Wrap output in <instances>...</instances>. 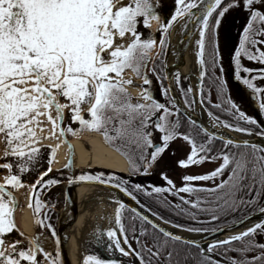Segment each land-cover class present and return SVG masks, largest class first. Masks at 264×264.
Returning <instances> with one entry per match:
<instances>
[{
  "label": "snow or ice",
  "instance_id": "obj_1",
  "mask_svg": "<svg viewBox=\"0 0 264 264\" xmlns=\"http://www.w3.org/2000/svg\"><path fill=\"white\" fill-rule=\"evenodd\" d=\"M174 4L175 11L167 18L162 16V0H0V138L5 143L4 157H16L19 171H27L28 165L34 163L39 155L41 140L48 138L38 136L36 129L43 131V125L51 123L49 137L56 136L57 131L60 137L66 132L77 135L84 129L102 133L104 140L115 145L117 150L126 149L123 154L129 159L131 172L138 174L142 169L147 174L163 159L170 143L182 138L191 145V149L185 159L177 161L179 166L187 168L206 161L222 162L206 174L183 175L179 188L164 168L161 174L167 187H152L151 191L141 184L130 188L123 178L113 174L105 177L103 173L91 175L82 172L74 178L68 177L67 184L96 182L112 185L138 204L140 201L136 193H141L153 198L162 207L171 208L200 224L209 222L201 221V214H210V221H219L222 216L242 213L253 207L264 213V206H259L264 198V145L217 136L204 127H199L196 135H203L205 139L197 143L191 132L196 121L191 117H188L190 130L187 133L180 131V110L176 107L175 97L168 98L166 105L155 100L145 89L142 99L150 103L133 104L131 95L123 87L132 81L122 78L124 70L131 68L137 76H142L145 85L150 84L147 72L155 71V62L168 45V34L174 23L184 20L182 27L186 28L189 22L195 21L199 33L195 54L199 65L200 95L197 101L190 96L191 87L181 88L184 103L191 108L197 102L204 104L207 101L212 108L234 121L229 123L205 109L213 127L249 136L255 134L264 139V127L231 100L225 80L218 75V71H222V54L218 46L222 20L230 10H246L248 19L232 56L234 76L237 81L242 79L243 84L252 90L258 98L260 111L264 112V89L253 83L256 76L242 78V71L252 73L253 69L242 67L240 61L243 54L248 60L264 65V50L260 47L264 45V0H174ZM197 8L199 12L192 11ZM141 26L148 30L149 35L145 36L140 31ZM152 32L163 34L159 38V48ZM142 68L145 69L143 73ZM257 76L264 79V68L259 69ZM179 81L177 74L178 84ZM213 90L216 103L211 99ZM170 91V87L163 89L165 96ZM60 97L68 103H60ZM85 107L89 119L82 115ZM65 109L70 111L71 121H78L81 129L61 127ZM161 111L162 114L153 121L152 117ZM174 115L176 118L171 119ZM116 124L119 126H114ZM110 125L113 127L110 128ZM154 130L162 135L155 137ZM217 139L222 141L219 148L215 146ZM117 141L119 144H116ZM58 147L52 148L53 156ZM52 162L50 157L49 164ZM65 167L71 168V159ZM0 168L8 169L10 173L5 177V184H0V234H4L15 227L13 207L9 206V201L15 205V199L11 192H5V185L13 188L23 185L19 175L11 174L12 163H4ZM50 171L51 167L30 185L33 194L29 207L33 208L36 224L51 230L57 252L55 256L48 252L44 255L50 264H58L60 239L53 226L50 223L45 225L39 218L45 205L36 191L37 185L43 188L61 182L57 179L45 180ZM194 181H212L213 186L194 187ZM163 193L178 196L180 203L172 204L166 196H162ZM180 193L187 194V197ZM116 203L118 207L114 220L102 217L109 220L108 228L97 227L92 234L98 246L107 240L106 248L110 253L118 251L124 257L134 255L139 264H188L189 260L196 261V264H264V242L255 240L257 234L264 235V220L226 239L208 243L205 250L200 241L173 234L135 208L128 209L118 200ZM124 210L130 215L125 217ZM152 214L163 219L156 212ZM43 215L44 219H48L47 213ZM124 220H127V226ZM137 220L140 222L139 230ZM164 222L170 223L168 220ZM145 225L150 226L152 231ZM173 227L192 233L223 231L180 224H173ZM129 231L131 239L139 246L137 249H133L129 242ZM149 236L152 238L151 246L141 239ZM17 243L0 250V264H21L22 260L35 264V250L42 249L39 238L32 240L34 248L29 250L16 252ZM181 244L184 247H180ZM122 245H126L128 250ZM191 247L199 249L197 255H192L189 251ZM2 248L3 242L0 241ZM214 252L221 259H215L211 255ZM230 252L237 255L229 256ZM250 253L254 254L250 256ZM83 264L123 262L105 260L93 254L84 256Z\"/></svg>",
  "mask_w": 264,
  "mask_h": 264
},
{
  "label": "bare ground",
  "instance_id": "obj_2",
  "mask_svg": "<svg viewBox=\"0 0 264 264\" xmlns=\"http://www.w3.org/2000/svg\"><path fill=\"white\" fill-rule=\"evenodd\" d=\"M127 0H125L126 2ZM184 20H178L175 23L173 30L171 31L170 38V52L169 57L166 62V66L169 68L173 59L174 50L177 47V40L180 36V31L182 30V25H184ZM188 38L184 43V47L180 52V59L177 63V67L174 69V79H176L177 74H179L180 80L189 85L192 89V94L195 96L196 100L199 101L198 95V76H199V65L197 62L196 52L198 51V46L196 45V40L199 38V33L196 29V22L193 23ZM134 75L131 72L124 74L122 78L127 80H134ZM139 82L140 80H134ZM180 83V82H179ZM185 84V85H186ZM126 88L134 95L139 94V88L132 85H126ZM180 88V87H179ZM179 93V91L176 89ZM180 94V93H179ZM179 104L186 108V105L179 100ZM206 108L201 105V103H195L194 110L191 113L203 123L209 125L213 130L219 131L222 134L228 135L232 139L244 140L249 135L231 131L223 127H213L212 121L210 120ZM86 110V107H85ZM44 119V118H41ZM51 123H45L43 125V131L40 128L36 129L37 135L42 137H48L42 139L38 147L40 146H53L59 145L55 152L54 160L52 162L51 168L54 171L65 169L72 170L75 168H103L106 170L117 171L121 173L128 172V161L119 151L112 147L109 143L104 140L101 133L91 132V131H79L77 135H72L70 139L64 135L59 136L57 131L56 136L49 137V131L51 130ZM5 145L0 138V154L4 151ZM71 149V150H70ZM71 159V168H66L65 165L69 163ZM2 181L0 180V184ZM68 186L67 190L69 191ZM32 189L28 193L25 205L20 208L15 216L16 223L18 225L19 232L23 237V242L27 245V250L33 249L34 245L30 243V238H34L36 229L34 224V214H32V208L29 207V201L31 198ZM75 193V192H74ZM77 197H75L71 202L72 205L68 214L66 216L64 223L63 233V243L68 264H82L83 252H82V241L84 238L90 236L92 237L93 232L97 227L101 229H107L109 226V220L102 217H111L114 220L115 209L118 207L116 201L124 200V196L103 189H91L85 193V188L80 187L76 190ZM158 223L165 228L167 231L173 234L180 235L181 237H187L194 235L192 232L189 233L183 229L173 227L160 219H156ZM252 226V225H251ZM249 226L241 228L231 232L221 240L227 237L238 234L240 231L246 230ZM15 242L16 250L20 241L6 242L3 244L1 250L7 249L9 246L13 245ZM42 249L35 250V256L38 253L47 252L51 248V244L48 239L42 238L40 240ZM201 246L206 250L208 245L201 244ZM128 249V248H126ZM132 264H139L137 259H133Z\"/></svg>",
  "mask_w": 264,
  "mask_h": 264
},
{
  "label": "rangeland",
  "instance_id": "obj_3",
  "mask_svg": "<svg viewBox=\"0 0 264 264\" xmlns=\"http://www.w3.org/2000/svg\"><path fill=\"white\" fill-rule=\"evenodd\" d=\"M127 2V1H126ZM162 7H163V12L164 14H166L165 17L170 18V14H173L175 11V4H174V0H162ZM239 9H234V10H230L229 14H230V18H232V20H228L227 18L222 20V24L219 28V34H218V46L220 49V52L222 54V63H221V69L223 70L224 68H226L228 62L230 61L231 56L233 55L232 51L233 48H230L231 46V41L237 38L238 35V29L234 26L233 24V19L236 18V15L238 14ZM239 17V16H238ZM140 31L145 35H149L148 30L144 29L142 26L140 27ZM151 35L157 39V48L160 47L159 45V38L161 37V35H163L160 32H152ZM245 59L244 55L242 54L240 57V61L242 62V60ZM243 63V62H242ZM142 73L145 71V69H141ZM127 72H131L134 75V80H140L139 82L134 81L133 79L131 80L132 83L128 84L125 83L126 85H132V86H136L137 88H139V94L134 96L124 85L123 87L127 90V92L131 95L132 97V103H150V101H146L144 99H142V93L145 89L148 90V92L151 94V96L158 101L164 102L167 105V101H168V97L165 96L164 92H163V87L161 86L159 80L157 79V77H155V75L153 74V72L151 70H149L147 72L148 78L151 80V83L148 85H145L143 83V79L142 77H139L134 73V71H132L130 68L125 69L124 72L122 73V77L124 76L125 73ZM221 73V71H218ZM111 75H115V74H111ZM124 79V78H123ZM127 80V79H124ZM181 81V80H180ZM179 81V82H180ZM226 81L229 83V87L232 93V98L235 101H240L241 103L243 102V95L241 93H239V89L237 88V86H234L231 81H229L228 79H226ZM174 84L176 86V89L179 91V89L181 90V88L185 87V88H189L190 86L187 85L185 82L183 83V85H181L180 83H177V77L174 81ZM186 84V85H185ZM180 87V88H179ZM229 90V88H228ZM179 96H181V98L184 101V97L181 94V91L179 92ZM235 95L237 97V100L235 99ZM191 97H194V95H192V92L190 94ZM242 99H241V98ZM60 103H68V101H66L63 97L59 98ZM214 101V99H213ZM203 105V104H202ZM187 106V105H186ZM240 106L242 107V110H246L247 105H245V103L240 104ZM168 107L171 109L172 106L168 105ZM188 107V106H187ZM195 107V104H194ZM189 108V107H188ZM190 109V108H189ZM191 110V109H190ZM194 110V108L192 109V111ZM174 111V110H173ZM82 115L84 116L85 119H89V114L87 113L86 110H84L82 112ZM158 115V112L152 117V120L154 121V119L156 118V116ZM71 113L68 109L64 110V121L61 124V127L67 129L68 127L73 128L74 130H79L81 129V126L79 124V122H72L70 119ZM175 115L171 117V119H175ZM114 126H119L118 124L114 125ZM110 128L113 127V125L109 126ZM151 129V128H150ZM153 130V129H152ZM81 131H91V132H96V131H92V130H80ZM79 132V131H78ZM100 133V132H98ZM156 136L157 138H159V136H161L162 134L159 133L158 131L155 130ZM72 133H68L66 132V135H68V137H71ZM102 134V133H101ZM110 135H114V132H110ZM254 136H256L255 134H253ZM116 144H119V141L116 142ZM5 145V143H4ZM115 146V145H114ZM45 147H50V146H40V152L39 155L36 159V161L32 164L28 165V170L24 171V172H20L19 169L16 167V165L19 163V161L17 160L16 157H10V155L8 157H4V151L1 152L0 154V165L4 164V163H12L13 164V169L11 170V174L14 175H19L20 176V180L22 183V187H17V188H13L10 185H5V192H12L13 193V197L15 199V205L13 206L11 201H9V206L13 207V220H14V224L15 227L7 233L4 234H0V241L4 243H8V242H13V241H20V244L17 247L16 252H19L21 249L23 250H27V245H25V243L23 242V237L22 235H20L21 233L19 232L18 229V225L16 223L15 220V216L17 211L22 208L25 203H26V199L28 197V193H30L31 187L30 185H32V183L34 181H37V179L39 178V176L41 175V173L45 170H47L48 167H50L49 164V160H48V156L46 155V153H44V148ZM169 150H167L164 154H163V159L160 161V163H158L153 169H151L146 175H150V177L148 178L149 181H153L155 182V184L157 186L160 187H167L166 182L163 180L162 174H161V169L164 168L167 172V175L169 178H171L174 183L176 184L177 188H179L182 185V181H181V177L183 175L186 174H206L210 171H212L214 168L218 167L219 164L222 162L221 160H216L215 162H209L206 161L204 163L201 164H197V165H192L190 167L184 168L179 166V164L177 163L178 160L180 159H185L187 154H190V149H191V145L188 144L187 142L183 141L182 138L176 139L174 141H172L170 143L169 146ZM53 148V147H51ZM115 148L117 149V147L115 146ZM126 149H121L118 150L121 154H123V152ZM150 150V149H149ZM172 154V155H171ZM124 155V154H123ZM126 156V155H125ZM127 157V156H126ZM80 169L83 168H75L72 170H65V169H61L59 171H54L51 168V171L49 173V177H47V179H53L52 176L57 175L61 176V177H76L77 174H79L81 171ZM87 170H94L96 168H84L82 171H86ZM97 170V169H96ZM98 173V172H97ZM9 170L8 169H4V168H0V180L2 181L1 184H5V177L8 176ZM142 176H144V172L141 169V171L138 173ZM45 179V178H44ZM45 179V180H47ZM62 180L66 181L68 179H63ZM147 179V176L146 178ZM61 180V181H62ZM148 181V182H149ZM218 182V180L216 181ZM150 183V182H149ZM208 185H213L212 181H194L192 182V186L194 187H198V186H208ZM39 192V199L44 203L45 207H43L41 209V216L39 217L41 220H43L44 224H51L53 226V228L55 229L56 233H57V221H58V217H59V211L61 210V208L64 205V201H65V194L64 192L58 188L57 184L50 186V187H40L38 189ZM4 199L6 201H8V197L5 196ZM51 205H54L55 207L52 208L50 207ZM43 213H47L48 219H44V215ZM35 221H36V217H35ZM35 227H36V234L34 236L35 238H39V242L42 238L44 239H48L49 243L51 244V248L48 249V253H51L53 256L56 255L57 252V247H56V243H55V238H53L51 236V230L48 229L47 227H42V226H38L35 222ZM37 235V236H36ZM122 239V238H121ZM30 243H32V241L30 240ZM33 244V243H32ZM106 244H107V240L104 241L103 245H97L96 241L94 239H92V237L88 236L86 238L83 239L82 241V252H83V257L87 256V255H98L99 257L105 259V260H109V259H118V260H122V262H124L125 264H130L132 259H130L129 257H124L122 256L118 251H113V252H109L106 248ZM125 247V249L127 248L125 245H122ZM127 250V249H126ZM215 259H221L216 255H212ZM59 260V259H58ZM82 264H83V259H82ZM21 264H29L28 261H21ZM35 264H50V261L45 257L44 253H38L35 256Z\"/></svg>",
  "mask_w": 264,
  "mask_h": 264
},
{
  "label": "trees",
  "instance_id": "obj_4",
  "mask_svg": "<svg viewBox=\"0 0 264 264\" xmlns=\"http://www.w3.org/2000/svg\"><path fill=\"white\" fill-rule=\"evenodd\" d=\"M162 16L165 17L166 14H164V12H163ZM165 50H166V48H165ZM165 50H164L163 54H161L158 57V59L156 60V62H155V71L154 72L152 71L153 74L155 75V77H157V79L159 80V82H160L161 86L163 87V89L167 88V86L165 85V82H164V77L162 76L163 75V69H164L163 61H164V58H165V56H164L165 55ZM141 73H142V71H141ZM138 77H141V76H138ZM183 83H182V81H180L181 85H183ZM205 85H207V81L206 80H205ZM183 89H187V88L183 87ZM227 95L232 100V97H231L230 93L228 92V86H227ZM167 97L169 98L168 94H167ZM211 99H212V101L214 99L213 103L218 102L217 99H216L215 90H213L211 92ZM233 102L235 103V101H233ZM204 104H206L208 110H211L215 115H220L222 120H227L229 123H233L234 122L230 116H228L226 114H222L219 111H217L216 109L212 108L211 105H209L207 103V101H205ZM238 107H239V105H238ZM240 110L243 111L241 108H240ZM243 112H245V114L248 115V113H246V111H243ZM180 119H181V124H182V127L180 128V131H181V133H187L190 130L189 129V121L186 118H184L183 116H181V114H180ZM242 126H247V125H242ZM198 130H199V128L197 126H194V127L191 128V132H192L193 138L196 139L197 143H200V142H202L205 139V137L203 135H199V136L196 135ZM221 144H222V141H219V140L215 141L216 148H219ZM44 153H46V155L48 156V160L51 157L52 161H53L54 156L52 154V148L51 147H45L44 148ZM10 157H13V156L10 155ZM82 172L85 173V174H91V175H96V173H97V172H94V171H82ZM82 172H80L78 174V176ZM108 174H111V173L104 174L105 177H107ZM115 176H117V175H115ZM226 176H227V173L225 174L224 178H226ZM47 177H49V174L47 176H45V179H47ZM52 177H53V179H57L59 181L62 180L61 178H63V179L67 178V177L58 176L57 172H56V175H54ZM117 177H119V176H117ZM123 180L127 181L128 186L130 188L133 185H135V184H141L148 191H151L152 187H160V186H157L155 184V182L149 181L148 178L145 179V177H139V178H134V179H129V177H124ZM212 186L213 185H208V186H205V187H212ZM40 187H41L40 185H37L36 191H38V189ZM198 187H200V186H198ZM136 195H137L140 203L143 206H145L146 208H148L152 212L158 213L160 216L163 217V219H162L163 221L164 220H168V221H170V224H180V225H184L186 227L197 226V227H208L210 229L211 228H221V226L230 225V223L239 221L241 218H243L245 216H248V215H250L253 212L258 211L257 207L249 208V209H246L245 211H243L242 213L241 212H237V213H234V214H229L227 216H222L219 221H210V214L209 215L201 214L199 219L201 221H209V222L200 224V223H197L196 221L190 220L187 216H184L182 214H177V212L175 210L171 209V208L162 207L160 204H158L151 197L144 196L141 193H136ZM179 195L187 197V194H185V193H180ZM162 196H166L168 198V200L172 202V204L180 203L179 197L175 196V195H172L171 193H163ZM191 198L195 199V197H191ZM259 206H264V198H262L260 200V205ZM128 215H130V213L127 210H124V216L127 217ZM124 223L127 226V223H128L127 220H124ZM145 226L149 227V231H152L150 226H147V225H145ZM136 227H137V230H139V228H140L139 220L136 221ZM128 235H129V242L131 243L132 248L133 249H137L139 246H138V244L136 243V241L134 239H131L132 234H131L130 231H129ZM138 235H139V231H137V236ZM141 239L145 240V242H147L148 245L151 246L152 238L150 236L149 237H142ZM255 240L257 242H264V235L257 234L256 237H255ZM180 247H184V246L181 244ZM189 251L192 253V255H197L198 252H199V249L191 247V248H189ZM221 251H223V250H221ZM252 254H254V253H250L249 255L251 256ZM211 255H216L219 258H221L220 255L218 253H216V252L212 253ZM228 255L229 256H236L237 253L230 252V253H228ZM129 258H130V256H129ZM115 260L120 261L118 259H115ZM123 264H125V263L123 262ZM188 264H196V261L189 260Z\"/></svg>",
  "mask_w": 264,
  "mask_h": 264
},
{
  "label": "water",
  "instance_id": "obj_5",
  "mask_svg": "<svg viewBox=\"0 0 264 264\" xmlns=\"http://www.w3.org/2000/svg\"><path fill=\"white\" fill-rule=\"evenodd\" d=\"M193 12H199V8L197 9H193L192 10ZM195 21H192V22H189L187 24V27H183L182 30L180 31V36L178 37V40H177V47L175 48L174 50V54H173V59H172V62H171V66L168 68L166 66V62L168 60V55H169V52H170V33L171 31L173 30L174 26H175V23L173 25V27L170 29V32L168 34L169 36V41H168V47H167V50H166V59L164 61V66H165V69H164V75L165 76V79H166V84L168 86V88L170 87L171 88V91L169 92V96L170 97H175L176 101H177V108L180 110V113L182 116L186 117L188 119V117H191L193 120L196 121V126L199 128V127H204V128H207L209 131L211 132H215L217 134V136H227L229 137L228 135H225V134H222L221 132L219 131H215L213 130L209 125H207L206 123H203L202 121H199L192 113L191 111H189L188 109L186 108H183L180 104H179V97L176 95V90H175V86H173V78H174V69L177 67V63L181 57L180 55V52L182 50V48L184 47V43L186 41V39L188 38V34L190 32V29L193 25ZM185 24V22H184ZM198 95H200L199 91H198ZM231 138V137H229ZM219 140V139H217ZM237 141H240L241 139H236ZM244 140H250L252 142H255V143H258V144H261V145H264V139L258 137V136H249L247 137L246 139ZM221 141V140H220ZM68 184L66 181L64 182H60L58 184V187L60 189H62L64 191V194H65V201H64V207L61 209L59 213V217H58V222H57V236L59 237L60 239V246H59V264H68L67 262V258H66V253L65 252V248H64V241H63V233L64 232V223L65 222V219H66V216L68 214V211L70 210V207L72 205V200L77 197V193H76V190L80 187H83L85 188V193L88 192V190H91V189H103V190H107V191H112V192H116L122 196H124V200L121 201V203L125 204L127 206L128 209H131V208H135L137 210V212H139L141 215H147L149 217V219L153 220V222H155L156 224H158L160 227H162L158 221L156 220L157 218L152 215L151 213L148 212V210L144 207L141 206V204L137 203L136 201L132 200L129 196H127L125 193L121 192L119 189L113 187L112 185H101L99 183H96V182H82V183H74L72 184L69 189V191L67 190L68 188ZM75 192V193H74ZM70 197V198H69ZM33 209V208H32ZM261 220H264V213H260L259 211L257 212H254L252 214H250L249 216H246L242 219H240L239 221L237 222H234V223H231L230 225H226V226H222L221 228H218V229H223V231H216V232H207V233H193L194 235H191V236H187V237H183L185 239H193V240H197V241H200L201 244H207L208 243H211L213 242L214 240H221V238L227 236V235H230L231 232H234V231H237V230H241V228L245 227V226H251L253 224H255L256 222H259ZM163 228V227H162ZM165 229V228H164ZM166 230V229H165ZM191 233V232H189Z\"/></svg>",
  "mask_w": 264,
  "mask_h": 264
},
{
  "label": "flooded vegetation",
  "instance_id": "obj_6",
  "mask_svg": "<svg viewBox=\"0 0 264 264\" xmlns=\"http://www.w3.org/2000/svg\"><path fill=\"white\" fill-rule=\"evenodd\" d=\"M229 16H230V14L227 13L225 18H227L230 21V20H232V18H230L231 16L230 17ZM247 19H248V16L246 14V10H244V11L239 10L238 14L236 15V18L233 19V24L238 29L237 30L238 31L237 38L231 41V46H230V48H233V51H232L233 55H234L235 47L238 46L239 37L242 34L243 27L246 25ZM260 47L262 50H264V45H261ZM232 56L230 58V61L227 64L226 68H224L221 71V73L219 72V74L222 76V78L228 79L229 81H231V83L234 86H237V88L239 89V93H241L243 95V99L241 97L240 98L243 100V103L247 104V112H249L248 115L252 116L254 119L257 120V122L260 125H262L264 127V112H261L259 109L258 98L253 95L251 89H249L246 85L243 84L242 79L240 81H237L235 79L234 64L232 62ZM242 62H241L242 67H247V68L253 69L252 73H244L242 71L241 72L242 78L247 77L249 79H252V77L256 76L257 78L253 80V83L255 84L256 87L264 89V79L259 78L257 76V72L259 71V69L264 68V65H262L256 61H250L246 57H245V59L242 60ZM158 102H161V101H158ZM161 103H164V102H161ZM161 114H162V111L158 112V115L156 116V118ZM155 119H154V121H155ZM150 130H152V128ZM153 135L156 136L155 130L153 131ZM169 148L167 150H169ZM149 151H151V149ZM128 169L129 170H128L127 174H128L129 179L139 178L140 176H142L140 174L131 172L130 171V165H129Z\"/></svg>",
  "mask_w": 264,
  "mask_h": 264
}]
</instances>
